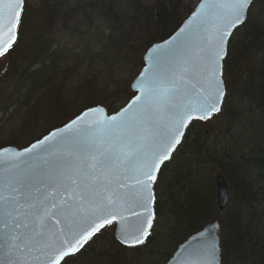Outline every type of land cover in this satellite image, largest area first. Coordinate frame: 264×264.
<instances>
[{
	"label": "trees",
	"instance_id": "obj_1",
	"mask_svg": "<svg viewBox=\"0 0 264 264\" xmlns=\"http://www.w3.org/2000/svg\"><path fill=\"white\" fill-rule=\"evenodd\" d=\"M193 9L185 0H158L153 5L141 0H25L17 43L5 54L9 60L5 72L16 75V87L3 98L7 103L17 102L27 118L34 117L20 132L27 126L37 127L36 121L42 119L50 128L43 136L84 109L72 113L71 103L63 98L64 83L59 79L65 74L62 68L68 58L55 47L59 23L64 28L74 23L87 26L88 31L77 30L84 39L94 20H101L107 28L97 43L99 48L85 38L73 58L88 61L90 67L105 64L112 74L117 68L122 71L131 66L135 78L144 66L147 49L170 37ZM224 79L226 91L236 89L238 94L232 101L225 96L221 110L229 120L225 137L210 144L207 121L191 122L155 183L156 218L146 242L138 247L120 244L111 224L63 264H157L159 259L165 264L182 242L214 221L221 225V264H264V0H254L246 22L234 31L224 61ZM85 84L89 85L87 91L83 90ZM92 85V81L83 82L77 92L86 91L96 99L94 105H104L107 89L101 94L102 88ZM133 95L130 90L123 100L104 106L116 112ZM251 118L257 119L249 122ZM14 146L26 145L15 142ZM173 164L171 175L162 179ZM216 175H222L229 187L223 211L218 204ZM159 179L167 182L162 189L166 191L164 201L157 195ZM159 217L165 219L162 233L155 231Z\"/></svg>",
	"mask_w": 264,
	"mask_h": 264
},
{
	"label": "snow or ice",
	"instance_id": "obj_2",
	"mask_svg": "<svg viewBox=\"0 0 264 264\" xmlns=\"http://www.w3.org/2000/svg\"><path fill=\"white\" fill-rule=\"evenodd\" d=\"M250 4L251 0H209L207 5H200L202 9L205 7L208 9L198 18L196 26L205 36L201 52L205 54L207 61L205 78L207 87L197 95L196 102L189 100L188 103H182L179 99L180 83L189 72V68L181 65L179 72H174L169 79L162 77L160 73H155L142 83L140 88L145 92V104L131 117L122 120L119 125H113V128L135 129L138 124L145 123V117L153 109L166 114L168 123L164 133H157L155 139L149 135H142L139 137L141 141L139 144L122 142L120 155L123 159L118 166L111 167L109 172V176L116 179L119 188L124 189L126 185L119 183V178L122 176L127 180L128 176L125 173L128 171V166L138 164L134 168L135 184L139 188L136 193V207L143 211L137 212L132 207H125L127 197L122 192L110 190L113 180L108 177L90 188L86 187L83 192L78 191L79 202L64 200L56 187H53L55 195L49 192L40 193L39 196H27L13 185L10 188L12 195L5 203L12 212L22 216V220L18 221L15 216L8 213L12 220V227L4 234L8 264H28L29 258L38 262L41 257L45 264H60L65 257L79 250L77 246L83 247V244L96 232L117 221V217H119L118 222L123 224L125 212L136 217L138 223L126 235H122V242L125 244L131 242L134 245L144 242L143 238L149 235L148 229L153 226L154 216L149 204L153 199L151 183L157 179L155 172L159 170L163 161L170 158L168 153L180 143V138L183 136L182 129L187 127L190 121L206 120L213 113L220 111L219 105L225 93L220 79L219 61L224 55L225 38L230 34V28L244 20ZM23 6L24 0H0V56L9 51L15 40L13 29L20 24ZM183 31L185 30L181 29V32ZM181 54L182 46H178L175 55L181 56ZM140 100L141 97L137 96L136 101ZM131 107L132 105H129V108L123 111L127 113ZM79 119L80 117H77V120ZM110 119L114 122L117 118L113 116ZM76 122V120L72 121L65 126V129L51 133L50 137H44L25 151L32 152L37 148L43 151L55 149L50 154L53 156L60 154L62 159L71 165L73 153L68 150L69 140L63 133L66 130L75 137L89 133L87 128L74 129L73 125ZM94 126L101 128L99 122ZM110 135L111 130L104 128L101 135L93 136L89 142V151L92 153L89 161L86 164L80 161L81 164H85L89 172L96 168L104 169L105 165L114 163L112 152L108 148H102L105 144L112 147L108 140ZM77 179L78 177L73 175H62L60 178L63 184L71 185L73 188H78ZM64 190L67 191V187ZM35 191L40 192V189L37 188ZM60 224L64 226L56 228V225ZM215 251V244L208 246L207 264H211ZM17 252L20 253L19 256L16 255Z\"/></svg>",
	"mask_w": 264,
	"mask_h": 264
},
{
	"label": "water",
	"instance_id": "obj_3",
	"mask_svg": "<svg viewBox=\"0 0 264 264\" xmlns=\"http://www.w3.org/2000/svg\"><path fill=\"white\" fill-rule=\"evenodd\" d=\"M253 1L254 0H251V4ZM207 3H209V0H200L192 13L182 22L180 27L170 37L153 44L147 49L143 56L144 66L130 85V89L134 95L120 110L110 113L105 106L94 105L82 110L79 114L62 126L52 129L41 138L22 148L14 145H8L0 148V264H8L4 235L9 230V228L12 227V220L8 213H11L12 216H15L18 221L22 220V216H18L15 212H12V210L5 203V201L12 195L10 188L13 185L17 186L27 196H39L40 193L47 194L49 192H52L53 195H55L53 192V187H56L64 200H73L79 202L77 196L78 191L83 192L86 190V187L90 188L96 183L104 181L105 177H108V179L113 180L110 190L122 192L127 197V203L124 205L125 207H132L137 212L143 211L141 208L136 207V193L139 191V188L135 184L136 172L134 171V168L137 167L138 164L128 166V171L125 173V175L128 176L127 180H124L122 176L119 178V183H124L126 185V188L124 189L119 188L116 179L112 176H109V172L111 167L118 166L120 161L123 159V157L120 155V146L122 142H134L139 144L141 142L139 137L142 135H149L155 139L157 138V133H164L165 127L168 123L166 114L163 111L156 112L153 109L151 113L145 117V123L138 124L135 129H123L120 127L113 128V125H119L122 120L126 119L127 117H131L139 110L142 105L145 104V92L140 88L142 83L146 82L155 73H160L162 77L169 79L172 77L174 72H179L181 65L189 68V72L186 78L180 83L179 99L182 103H188L189 100L193 102L197 101V95L203 88L207 87L205 79L207 75V61L205 54L201 52V48L204 47L205 36L202 31L197 30L196 26L198 24V18L201 17L203 13L208 11L207 7L202 9L200 5H207ZM251 4L249 5V8ZM249 8L246 12L244 20L235 27L230 28V34L225 38L224 55L219 61L221 66L220 79L222 80V87L225 94L219 105L220 111L213 113L210 118L219 114L222 110L226 96V85L223 76L224 60L226 59L228 53L229 41L234 31L246 22ZM18 29L19 26L13 29L15 40L12 43V46H14L18 40ZM181 29H184L185 31L181 32ZM178 46H182L181 56L175 55V50ZM137 96L141 97L139 102L136 101ZM129 105H132V107L127 113H125L123 110L129 108ZM194 115H199V113H194ZM113 116L117 118L114 122L110 119ZM77 117H80V119L77 120ZM74 120L77 121L76 124L73 125L74 129L87 128L89 129V133L88 135L81 137H75L72 134H69L66 130L63 133L69 140L67 148L73 153L71 165L67 164L65 160L62 159L60 154L55 156L51 155L50 153L55 151V149L43 151L40 148H37L32 152L25 151V149L31 148L32 145L37 144V142L42 140L44 137H50L51 133L60 129H65V126ZM192 121L188 123L187 127ZM97 122H99L101 128H96L94 126ZM187 127L182 129L183 136L180 138V143L183 141ZM104 128L111 130V135L108 137V140L112 147H109L108 144H105L102 146V148H108L109 151L112 152L114 163L111 165H105L104 169L96 168L89 172L87 167H85V164L89 161V158L92 154L89 151V142L92 140L93 136L101 135L102 129ZM179 144L175 145V148L170 153H168L170 158L160 164L159 170L155 172L157 179L161 169L167 162L171 160ZM44 147L47 149V145ZM113 149H115V151H113ZM80 161H84L85 164H81ZM62 175H73L74 177H78V188H73L71 185L63 184V181L60 180ZM215 179L218 204L220 210L223 211L229 200V187L226 179L222 175H216ZM155 182L151 183L153 199L149 204L151 213L154 216L153 226L156 218L154 209L156 200L154 190ZM62 184L63 186H61ZM65 187H67V191L64 190ZM37 188L40 189V192L35 191ZM18 199L22 200L23 197H18ZM57 202L59 203V201ZM25 211H27V209H25ZM118 221L119 217H117V221H114L113 223L115 225L114 236L120 244L126 247L141 246L146 242L153 229V226L151 229H148L149 235L143 238V243L134 245L130 242L125 244L122 242V235H126L138 223V221L136 217L129 215L127 212L124 213V223L121 224ZM6 225L8 227H6ZM63 226V224L56 225V228H62ZM74 230L77 229L74 228ZM220 232L221 225L218 221H214L206 225L203 229L190 235L184 242H182L165 264H207L206 250L211 244H215L216 246L215 257L211 260V264H221ZM97 233L98 232H96L95 235L91 237V239L94 238ZM91 239L84 243L83 247L77 246L79 250L65 257L60 262V264H62L67 258L81 252ZM16 255L19 256L20 253L17 252ZM28 264H45V261L43 257H41L40 261L38 262L29 258Z\"/></svg>",
	"mask_w": 264,
	"mask_h": 264
},
{
	"label": "rangeland",
	"instance_id": "obj_4",
	"mask_svg": "<svg viewBox=\"0 0 264 264\" xmlns=\"http://www.w3.org/2000/svg\"><path fill=\"white\" fill-rule=\"evenodd\" d=\"M156 1L158 0H141V2L146 5H153ZM199 1L200 0H185L186 4H189L192 8H194ZM86 27L87 26L83 25L79 27L77 23H74L70 25V27L64 28L63 22L56 26L58 32L55 38V47L57 46L61 51H64L65 57L68 58V61L65 62L62 68L65 74L61 76L59 81L64 83L63 98L65 101L71 103L72 113H78L83 108L90 104L94 105L96 102L95 98L88 96V93H86L87 87L89 86L88 84H85V89H83L86 91L81 92L80 94L77 92L78 86L83 82L92 81V86H94L96 89L102 88L100 89L101 94L105 89H107L104 91V95L107 97H105L103 100V104L106 106H111L112 103H116L119 100L121 101L129 95L131 85L130 83H132L134 80V78H132L133 70H130L131 66H125L122 71L117 68L112 74L107 71L108 69L105 64H101L99 66L94 65L90 67L88 61L78 62L73 58L75 54L80 52V49L83 46L82 44L84 43L82 40H85V38H91L90 40L88 39L91 45L95 49H98L99 45H97V43H100V40L103 34L105 35V30L107 28V26L101 20L95 19L93 25L90 27V32L88 33L89 35L87 34L85 38L82 39L79 32L88 31ZM77 30H79V32ZM8 62L9 60L7 55L0 56V92H2L0 96V146L9 144L15 145V142H19L21 145H27L32 142L33 139H36V137H39V135L41 136L42 133H45L50 128H48L45 120L39 119L35 123L37 127L33 128L27 126L26 131L24 130L20 132L26 126V124L34 121L32 119L34 117L27 118L26 111L23 108H20L17 102L7 103L5 99L3 100V98H5V94L10 93L16 87V75H12V77H10L11 73L5 72ZM227 78L229 79L230 75H228ZM126 86H128V88ZM6 89H8L7 93H4ZM226 92V95L230 96V101L234 100L238 96L236 89H233L232 91L228 90ZM94 94L98 93L95 92ZM114 94L116 95L112 97ZM16 97L17 95L15 98ZM98 97L102 98L101 96ZM255 119L251 118L249 122H253ZM205 125L208 127L207 130L211 131V137L208 142L213 144L214 140L224 139L225 136L223 135L226 127L229 125V120L225 117L224 111H222L218 117L207 121ZM234 128L232 127L231 130L236 132V129ZM178 159V161H182V155H180ZM174 167L175 164L169 165L165 169L162 179L169 177ZM162 179H159L156 185L157 195L160 200L164 201L166 191L164 192L162 189L166 188L167 182L165 180L163 181ZM164 226V217H159L156 223L155 231L160 233L165 232ZM163 263L164 260L159 259L157 264Z\"/></svg>",
	"mask_w": 264,
	"mask_h": 264
}]
</instances>
